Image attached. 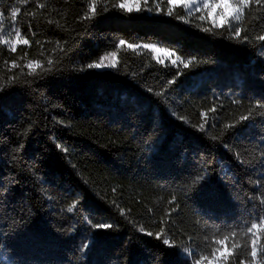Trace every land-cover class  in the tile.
I'll return each mask as SVG.
<instances>
[{"label":"trees","instance_id":"16d2710c","mask_svg":"<svg viewBox=\"0 0 264 264\" xmlns=\"http://www.w3.org/2000/svg\"><path fill=\"white\" fill-rule=\"evenodd\" d=\"M119 2L86 19L92 0H0V264H195L214 233L264 219V6L231 22L235 38L181 5L164 14L168 0L161 14ZM9 28L29 43L12 52ZM111 52L117 68L86 67ZM250 249L228 250L253 264Z\"/></svg>","mask_w":264,"mask_h":264},{"label":"snow or ice","instance_id":"6c2138e0","mask_svg":"<svg viewBox=\"0 0 264 264\" xmlns=\"http://www.w3.org/2000/svg\"><path fill=\"white\" fill-rule=\"evenodd\" d=\"M143 3V7H142ZM155 3V12L156 14H161L162 9L161 5L158 2V0H154ZM255 3L257 6H264V0H238L237 3H233V0H203V8L208 10V16L207 18H211L213 25L216 28H223L226 25H229V29L233 34L235 38H240L242 34V30L240 27L232 26L231 25V20L235 21H240L242 19V16L244 15V10L249 7V5ZM182 5L184 9L189 10V15H191V10L194 8L196 12H199L201 9L199 5L197 4V0H168V8L167 12L164 13L168 16H172L174 8ZM39 7L43 8L44 5L40 4ZM112 8H118L120 10H123V12L131 14L133 12L139 13L141 11H148V12H153V8L149 6V0H120L118 4L114 3L112 4ZM217 9L220 11L217 13ZM109 9L107 7L104 8V11H108ZM20 10L18 8H13L11 12V16L13 19L16 18L17 13ZM89 11L91 13V16H86V19H91L93 16H95L96 11H97V0H92V3L89 5ZM177 18L183 20L184 16L182 14H177ZM199 19L201 21L205 20V16H200ZM262 20H264V16L261 17ZM219 21V22H218ZM9 27H12L10 25ZM204 31H209V29H204ZM16 37L19 38L21 33L18 29L15 31ZM247 33L245 31L244 39H247ZM256 40L260 42V46L264 47V35H258L256 37ZM17 42H22L23 44H28L29 41L27 39L23 41H19L17 39ZM3 43H8L7 40H4ZM126 44L125 39H120L119 40V45L123 46ZM115 47V45H114ZM127 48L128 49H147L150 50L154 54H163L165 58H171L175 57V59H171V64L168 66L171 68V66H174L177 64L179 61L181 64H183V67L187 69L190 65L194 63V59H188L186 62L181 59L179 55H177L176 51H171L167 47H158L157 43H143V44H138V43H127ZM12 52L16 51L15 44H13V47L11 49ZM109 55L112 57V62L108 65H105L104 59L101 58L98 63H88L87 68L88 69H102V68H112L115 69L117 68L118 60H117V53L116 52H111ZM153 59L156 60L158 64L163 65L165 63L164 59H161L159 55L153 56ZM49 64L52 63L51 60L48 61ZM32 61H29L28 67L32 68ZM13 67H16L14 64ZM36 67H40L39 62H36ZM35 73V68H32V72L29 74H34ZM168 84H173L175 83L174 80H169L167 81ZM151 91V89H149ZM159 95V93H157ZM257 107L264 108V104L257 105ZM251 115V111H250ZM250 116H242V120L249 119ZM204 124H201L200 127L201 129L204 128ZM215 139V137H213ZM170 203H175V200L170 201ZM68 211L71 212L73 209L71 207L68 208ZM255 219H259L260 223H251L250 227H247V232L251 233L253 235V239L251 240V249H250V257L255 264L257 260L258 253L261 257L260 259V264H264V244H261L259 248L257 247L258 242H259V237L256 236V232L254 230H258L261 228V226H264V219L260 218L259 216L255 217ZM93 227L97 229H108L111 228L112 225L107 224V223H96L93 224ZM140 231H144L143 228L140 229ZM164 229H161V232H163ZM148 235H153L152 232H148ZM159 237V234H157ZM232 235L235 236L236 233L232 232ZM229 237L225 235L223 239L217 240L216 243L220 245H225V243L228 241ZM164 244H169V240L164 239L163 240ZM83 247H87V245H82ZM233 247L238 248L239 245H233ZM219 254V255H218ZM193 257H195V253L192 252L190 253ZM229 257H233L232 259V264H245V259L241 258L242 253H236L235 256H233V253L229 251L226 247H220L213 249L212 251V259L209 260L208 256H200L199 259L195 260V264H203L205 260L209 261V264H226V262L229 260Z\"/></svg>","mask_w":264,"mask_h":264},{"label":"rangeland","instance_id":"374dc122","mask_svg":"<svg viewBox=\"0 0 264 264\" xmlns=\"http://www.w3.org/2000/svg\"><path fill=\"white\" fill-rule=\"evenodd\" d=\"M238 0H233V3H237ZM197 4L199 5L200 7V11L199 12H196L194 10V8L191 10V12H196V13H200L202 16H205L206 19L212 23V20L211 18H207L208 16V10L207 9H204L203 8V0H197ZM182 6V5H181ZM187 12H189L188 9H185ZM217 13L220 11L219 9L216 10ZM232 21H235V20H231ZM219 22V21H218ZM213 24V23H212ZM5 33H6V40L8 41L7 45H9L10 47H13V44H15V46L19 43L17 42V37H16V34H15V31L13 28H9V29H6L5 30ZM160 47V46H158ZM150 51V50H149ZM154 56L155 55H159L161 59H164L166 62H169L171 63V59H175V57H171V58H165L163 56V54H154L152 53ZM104 59V63L105 65H108L112 62V57L108 54L102 58H105ZM100 61V60H99ZM98 61V62H99ZM97 62V63H98ZM102 69H106V68H102ZM251 225H244L242 226L241 228L239 229H236V230H225V231H221V232H217V233H214L212 238H211V243H210V250H209V253L208 255L210 256L213 249H216L218 245L220 244H217L216 241L217 240H220V239H223V237L225 235H227L229 237L228 241L225 243V245H221L222 247H226L228 249H231V248H235L233 247V245H239L241 246L242 244H250L251 240H252V237L253 235L251 233H248L247 232V227H250ZM255 231V230H254ZM232 232H235L236 235L233 236L232 235Z\"/></svg>","mask_w":264,"mask_h":264}]
</instances>
